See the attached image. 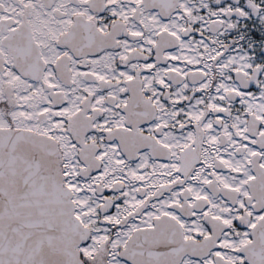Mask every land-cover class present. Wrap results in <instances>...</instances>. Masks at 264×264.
I'll list each match as a JSON object with an SVG mask.
<instances>
[{
	"label": "snow or ice",
	"instance_id": "obj_1",
	"mask_svg": "<svg viewBox=\"0 0 264 264\" xmlns=\"http://www.w3.org/2000/svg\"><path fill=\"white\" fill-rule=\"evenodd\" d=\"M0 264H264V0H0Z\"/></svg>",
	"mask_w": 264,
	"mask_h": 264
},
{
	"label": "flooded vegetation",
	"instance_id": "obj_2",
	"mask_svg": "<svg viewBox=\"0 0 264 264\" xmlns=\"http://www.w3.org/2000/svg\"><path fill=\"white\" fill-rule=\"evenodd\" d=\"M236 2L238 3L239 0H236ZM239 19H251V20L254 21V20L257 19V17H254V16L252 15V13H250V14H249V18H239ZM238 22H239V20H238ZM247 26H248L247 24L244 25L245 28H247ZM248 39H251V38L249 37ZM252 43L255 44L256 41H252Z\"/></svg>",
	"mask_w": 264,
	"mask_h": 264
}]
</instances>
